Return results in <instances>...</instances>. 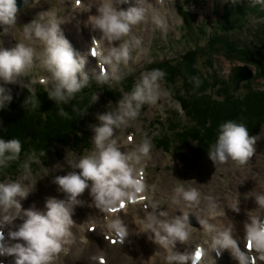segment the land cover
<instances>
[{
	"label": "rangeland",
	"instance_id": "1",
	"mask_svg": "<svg viewBox=\"0 0 264 264\" xmlns=\"http://www.w3.org/2000/svg\"><path fill=\"white\" fill-rule=\"evenodd\" d=\"M160 1L161 10L156 8L155 0H113V7L117 10H127L129 7H133V4L138 5L139 2L138 8L144 9L143 18L130 26L128 34L118 39L104 37L105 42H102L107 49L102 51L101 47L97 45V49L102 52L99 53V57L89 55L93 59L90 63L87 61L86 50L84 51L86 47L84 46L85 42H88L86 28L92 24L82 22H85L88 15L87 5H93L90 12L95 10L97 14L96 10L101 0H30V3L17 9L16 18L12 24H0V48L8 50L17 44H23L33 50L31 64L16 75L12 82L0 80V88L4 89L2 94L12 97L15 94L19 95L24 89L30 91L35 84L43 86L45 89L56 84L52 73L44 65L45 45L43 41L36 38L31 32L26 35L24 31L25 27L33 21L46 25L49 17L54 16L62 35L70 46L72 47L74 42L75 48L85 55L86 59H80L83 61V65L81 72L77 73V79L80 80L82 77L85 79L83 87L89 89L88 91L83 90L86 95L84 99L89 98L90 103L84 125L75 127L77 134L85 137L86 141H74L78 147H71V145L65 147L60 152H56L57 155H53L43 163L36 161L34 165L29 164L27 169L22 166L21 170H15L11 175H4V178L0 179V183L16 182L27 188L28 195L25 198L38 208L43 207L42 204L47 198H67V194L56 185L55 179L69 171H79L71 167L70 161L74 164L80 156L96 153L93 139L95 128L101 125L98 117L105 113H111L113 116L120 115L122 103L129 98L134 86L140 84L147 73L158 70V66L162 64H170L175 67L181 62V55H184L186 51H192L196 47H205L207 38L216 31H214V27L219 25L222 16L227 13V4L231 0ZM243 1H247V4L252 7H260V10L258 13H251L243 24L241 21L237 22L240 15L235 12L227 20L229 24L239 26V29L233 32L226 29L227 35L230 34L229 32L235 33L233 37L238 43L237 47L253 42L254 38L256 39L254 35L258 36V31L264 28V9H262L264 0H241V2ZM182 6H185V12L182 11ZM77 8H79V13H74ZM260 12L261 14H259ZM183 13L185 17L182 15ZM200 29L205 31L204 36ZM96 30L99 31V29ZM221 33L223 34L225 31L220 30L219 34ZM78 38H81L80 43ZM95 39L98 40V37L95 36ZM231 41L234 42V40ZM87 44L90 45L89 42ZM124 44L128 46L127 59H114L111 56V50L118 49ZM256 45L255 43V47ZM75 52L74 54L77 56ZM193 60L195 61V57ZM153 64L155 67L149 68ZM196 65L199 66L203 75L214 76L220 82L226 83L231 95L236 99L242 98L249 92L264 91V81L255 77V68L251 64L231 60L221 54L214 55L212 52L202 57L197 55ZM237 66L247 67L252 70L253 75L249 80L241 82L239 89L234 92L229 85V77L232 69ZM109 68H113L114 72L110 73L112 70ZM166 82L161 77L154 82L153 100H145L140 103L138 108H136V102L133 101L132 106L136 110V116L134 118L125 117L123 123L112 126V135L105 143L114 141L118 150L125 155L136 154L142 143L146 142L149 145L148 152L140 156L139 162L132 164L133 174L136 175L139 170L138 178L143 184V194H140L142 191L133 193L132 199H143L148 206L145 209L144 204L139 201L129 206V212L135 216V220L143 219L142 226H139L138 230L147 229L146 225L150 222H171L174 218L186 216L188 237L191 235V238L189 241L175 240L178 241V245L174 247V250L182 254L186 251L189 243V245L201 244L205 251H210L213 247L212 241L216 237V233H219L218 230L230 228L229 230L234 233L235 229H238V225L239 228H245L244 226L250 223L252 217L258 221L264 219V208H261L255 201V196L264 194V122L257 132L250 134L253 141L252 153L244 161L226 157L221 162L210 157L209 153L199 151L192 153L193 149L189 151L186 149L175 150V138L170 137L174 127L165 123L170 114L168 111L171 108L177 111L176 119L179 125L186 122L179 104L171 96L175 95V91L167 88ZM213 82L211 81V83ZM181 85V80H178L177 87ZM90 87L97 88L91 90ZM122 89L128 90L129 93L125 94ZM183 93V91L179 93L180 97L185 98ZM175 128H179V126ZM72 129L74 126L71 124L69 132ZM67 133L68 129H64V134L69 136ZM168 137L170 138L168 139ZM162 139L173 141L167 144V152L158 148L157 144ZM88 183L91 184L90 181ZM177 188H181L183 191L195 190L199 194L198 199L191 202L184 200L177 193ZM252 189L255 190L254 193L251 192ZM124 191L131 192L132 189H124ZM252 194L255 196L253 197ZM79 198L84 201L94 199L88 189H85ZM122 199L126 201L125 197ZM179 204L181 208L177 213H172L170 207H177ZM238 205L239 209L245 208L246 214L248 211L250 214L245 215V218L241 217L236 212ZM201 212L205 213L201 218H205L207 215L209 218H216L217 215L222 214L210 226L217 230L214 234L211 228L196 233L202 226L198 217ZM161 213L164 215L161 216ZM257 213L258 215L263 213V215L260 214L259 217ZM221 218L223 220H220ZM157 232L153 231V234H157ZM161 232L163 236L166 235L163 231ZM240 232L246 237V229L245 233H242L241 230ZM240 242L237 241L236 248L244 254L246 260H250V264H264V259L260 258L264 253L255 250L252 257L248 253L252 247H250L251 244L246 248ZM216 248L219 251V256L215 259L216 264H239L232 249H221L219 246ZM210 256H203L199 264H211L212 257Z\"/></svg>",
	"mask_w": 264,
	"mask_h": 264
},
{
	"label": "clouds",
	"instance_id": "2",
	"mask_svg": "<svg viewBox=\"0 0 264 264\" xmlns=\"http://www.w3.org/2000/svg\"><path fill=\"white\" fill-rule=\"evenodd\" d=\"M97 15L90 17V23L95 29L108 39H118L129 33L131 25L136 24L143 18L144 9L129 7L127 10H117L113 7V0H101L97 7ZM17 13L16 0H0V24L9 25L15 21ZM25 34L32 33L45 45L44 65L52 73L56 81V88L49 93L50 97L59 100L65 99V95L71 97L85 84L82 77L77 79V73L81 72L83 61L74 54L69 42L62 35L58 22L54 16H50L47 24L42 25L36 21L25 27ZM128 55L127 44L118 49L111 50V56L116 60H126ZM33 58V50L23 44H17L14 48L5 50L0 48V80L12 82L13 78L20 74L26 66L30 65ZM163 75L159 70L147 73L140 84L134 86L129 98L121 105V114L113 116L105 113L98 117L101 125L95 128L93 143L96 153L93 155L80 156L71 167L79 171H69L67 174L56 177L55 183L59 189L67 194V201L53 197L47 198L43 211L29 208L21 211L20 199L28 195V189L19 183H0V256L14 257V264H52L57 253L62 251V245L69 242L72 235L70 229L73 225L71 219L72 207L79 203L77 197L85 189L89 190L98 207L112 206L127 197L132 199L133 193L143 190L140 181L139 170L133 174V163L139 162L140 156L148 152L149 145L142 143L136 154H122L115 146L114 141L105 143L112 135V126L123 123L124 118H134L136 110L132 102H136V108L145 100H153L152 89L154 82ZM4 92L0 88V94ZM10 96L0 95V107L10 100ZM252 139L243 124L226 121L219 125L216 140L209 151V156L219 161L226 157L236 161H244L252 153ZM21 150L18 139H0V165L5 161L15 159ZM29 160L35 159V153H31ZM25 169L28 164L23 165ZM91 182L89 184L88 182ZM124 189H132L125 192ZM186 201H196L198 193L195 190L183 191L176 189ZM19 198V199H17ZM256 203L264 208V194L255 196ZM161 216L164 213L160 214ZM22 223L15 231H8L9 240L23 241L22 243L8 244L5 242L3 228L11 224L17 218ZM154 220V218H152ZM159 228L166 234L161 236L157 232V239L167 246L175 240L183 241L188 236L187 217L174 218L171 222H157ZM206 230L210 226L201 221ZM152 228V223L146 225ZM246 240L252 248L264 253V221H258L255 217L250 218V223L245 225ZM213 247L232 249L239 264H250L243 253L236 248L229 231L225 230L218 234L212 241ZM66 251V249H64ZM264 259V255H261ZM168 260H183L182 256L170 255Z\"/></svg>",
	"mask_w": 264,
	"mask_h": 264
},
{
	"label": "trees",
	"instance_id": "3",
	"mask_svg": "<svg viewBox=\"0 0 264 264\" xmlns=\"http://www.w3.org/2000/svg\"><path fill=\"white\" fill-rule=\"evenodd\" d=\"M247 3V1L231 0L227 4V13L222 16L219 25L214 27V31H216L207 38L205 47H196L192 51H186L184 55H181V62L175 67L170 64L158 66V70L163 73L162 80L165 82L167 80V88L175 91V95L171 96L179 104L186 122L179 125L176 119L177 111L173 108L168 111L170 114L165 123L174 127L170 137L175 138V150L186 149L189 151L193 149L192 153L194 151L209 153L215 143L219 125L222 123L233 121L243 124L250 137V134L257 132L264 122V91L249 92L242 98L236 99L231 95L226 83L220 82L214 76L203 75L199 66L196 65L197 55L202 57L213 52L214 55L221 54L228 59L251 64L255 68V77L264 81V28L258 31V36L253 34L256 36L253 42H249L248 45L241 44L238 47V43L233 37L235 33L229 32L232 34L230 37V34H226V29L232 30V32L239 29V26H233L229 24V21L227 22L232 13H238L240 17L237 22L241 21L243 24L251 13H258L260 10V7H252ZM184 9L185 6H182V11ZM262 9H264V5ZM182 15L185 17L184 13ZM220 30L225 33L219 34ZM200 32L203 36L206 34L201 29ZM224 36L226 37L223 38ZM192 56L195 57V61ZM153 67H155L154 64L152 67L149 66V68ZM178 80L182 82L180 87H177ZM211 81L214 82L211 83ZM217 84L218 86H216ZM55 88L56 84L53 87L51 85L48 89L35 84L30 91L24 89L19 95L15 94L10 100L5 101L3 107H0V139L6 141L18 139L21 144L18 156L0 165V179L4 178L6 174H13L15 170H21L25 163L28 165H34L36 161L43 163L53 155H57L56 152H60L65 147L70 145L78 147L74 141H86L85 137L77 134L76 128L84 125V119L88 113L89 98L84 99L86 95L83 90L88 91L89 88L82 87L71 97H68L62 90V94L65 95L63 100L49 96V93L53 92ZM90 88L94 90L97 87ZM122 90L125 94L129 93L128 90ZM182 91L185 98L180 97L179 93ZM173 119L175 121H172ZM71 124L74 129L69 132ZM178 126L180 129L175 128ZM64 129H68L69 136L64 134ZM51 130L52 132H50ZM168 139L159 140L158 148L167 152V144L173 142ZM31 153H35L33 160L28 159Z\"/></svg>",
	"mask_w": 264,
	"mask_h": 264
},
{
	"label": "bare ground",
	"instance_id": "4",
	"mask_svg": "<svg viewBox=\"0 0 264 264\" xmlns=\"http://www.w3.org/2000/svg\"><path fill=\"white\" fill-rule=\"evenodd\" d=\"M155 2H156L155 4L156 8L161 10L160 7L161 1L155 0ZM138 6H140L139 2L138 5L133 4V7H138ZM87 7H88L87 8L88 15L86 17L85 22L84 21L82 22L84 24L90 23L89 18L97 15L95 13V10L90 12V10L94 7L93 5L90 6L87 5ZM79 8H77L76 11H74V13H79ZM87 27H88L86 28V32L88 33L87 41L90 43V45L87 44L88 42H85L86 45L84 47L86 48L84 49V51L86 50V55L88 59L87 61L90 63L91 61H93V59H91L92 56L99 57L100 56L99 53H101L104 49L107 48L104 46L103 43L105 42V38H104L105 36L101 34L100 30L97 32V30L93 27V25H88ZM95 36L98 37V40L95 39ZM78 42L79 43L81 42V38L80 39L78 38ZM72 45H73L72 49H74V52L76 51L75 53H77L76 57H78L79 59H83V58L86 59L84 57L85 55L82 52H79V49L75 48L74 42L72 43ZM97 45L101 47L102 49L101 52L99 49H97L96 47ZM109 69L112 70V72L110 73L114 72L113 68H109ZM251 192L254 193L255 190L252 189ZM140 194H143V190ZM252 195L253 197L255 196L254 194ZM67 198L65 199L58 198V199L67 201ZM125 198L126 201L122 199L120 202L112 206L98 207L94 199L90 201H84V199L79 198L78 196L77 200L79 201V203L73 205L72 207L71 219L73 220V225L71 226L70 229L72 235L68 238L69 242L65 245H62V251L56 254L54 260L52 261V264H199L203 256H207V255L209 256L211 255L210 257H212L210 263L216 264L215 259L219 256V251L218 248L216 247L211 246L212 248L210 249V251L209 250L205 251L203 245L201 244L189 245L188 243V246L186 247V251H185L186 253L184 252L182 254L181 253L179 254L174 250L175 249L174 247L178 245L177 244L178 241H173L171 244L165 246L158 241L157 235L155 233L153 234V231L155 232L158 231V233L161 236H163L161 232L162 230L159 228L157 222H150L152 223L153 227L147 229L142 228L141 230L143 232L138 230L139 226H142L141 223H143V219L137 221L139 219L138 218L135 220V216H133L131 212H129V206L138 201L144 204L145 209H147L148 206L143 199L135 200V198H133L131 200H128L127 197ZM45 201L42 204L43 207L38 208L32 205L28 199L26 198L20 199L21 211L29 208H34L35 210L43 211ZM180 208L181 206L179 204L177 207H173V206L170 207V210L172 213H177V211ZM237 208L238 209H236L237 210L236 212L240 214L241 217L250 214L249 211L246 214L244 210L245 208L242 210L239 209L240 208L239 205L237 206ZM204 214H205L204 212H201L200 215H198V217L200 218L201 221H204L205 224L209 226L213 224L212 222L218 220L217 217L222 216L221 214V215H217L216 218L213 217L209 218L207 215L205 216V218L204 217L201 218V216H203ZM260 214L263 215V213H259V215ZM220 220H223V218H221ZM262 221H264V219H262ZM21 223H22V219L18 217L11 224H6L4 226L3 232L5 235L6 243L13 244L19 242L23 244V241L9 240L7 236L8 231L10 230L15 231L16 228ZM210 228L213 230L212 231L213 234L214 232L217 231L212 227ZM229 229L230 228H225L224 230L221 229L218 230L217 232L221 233L225 230H228L231 238H233V241L235 242L236 245H237V241L238 242L241 241L240 243H243V246L245 245L246 248L249 246L250 243L246 240V237L243 236L245 234H240L241 233L240 230L243 231L242 233H245V228H239L238 225V229H235L236 232L234 233ZM203 230L206 229L202 224L200 231L197 230L196 233L201 232ZM219 233H216V237L218 236ZM190 238L191 235L189 237L187 236L186 239L184 240L189 241ZM113 241H115V243H113ZM64 249H66V251ZM248 253L253 257L255 254V249L251 247ZM170 255L182 256L184 259L170 261L167 259V257ZM0 264H14V257L0 256Z\"/></svg>",
	"mask_w": 264,
	"mask_h": 264
},
{
	"label": "water",
	"instance_id": "5",
	"mask_svg": "<svg viewBox=\"0 0 264 264\" xmlns=\"http://www.w3.org/2000/svg\"><path fill=\"white\" fill-rule=\"evenodd\" d=\"M27 3H30V0H16L17 9L24 7ZM252 75V70L247 67H234L229 77V85L232 91L236 92L239 89L240 83L249 80ZM191 223L195 224L192 221Z\"/></svg>",
	"mask_w": 264,
	"mask_h": 264
},
{
	"label": "snow or ice",
	"instance_id": "6",
	"mask_svg": "<svg viewBox=\"0 0 264 264\" xmlns=\"http://www.w3.org/2000/svg\"><path fill=\"white\" fill-rule=\"evenodd\" d=\"M113 243H115V241H113Z\"/></svg>",
	"mask_w": 264,
	"mask_h": 264
}]
</instances>
